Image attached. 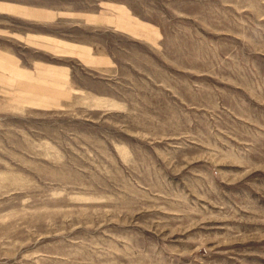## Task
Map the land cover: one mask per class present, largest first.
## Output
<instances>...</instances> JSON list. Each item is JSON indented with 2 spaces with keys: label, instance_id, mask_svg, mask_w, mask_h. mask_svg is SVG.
<instances>
[{
  "label": "rangeland",
  "instance_id": "1",
  "mask_svg": "<svg viewBox=\"0 0 264 264\" xmlns=\"http://www.w3.org/2000/svg\"><path fill=\"white\" fill-rule=\"evenodd\" d=\"M0 264H264V0H0Z\"/></svg>",
  "mask_w": 264,
  "mask_h": 264
}]
</instances>
